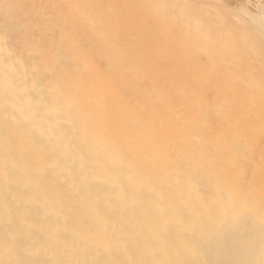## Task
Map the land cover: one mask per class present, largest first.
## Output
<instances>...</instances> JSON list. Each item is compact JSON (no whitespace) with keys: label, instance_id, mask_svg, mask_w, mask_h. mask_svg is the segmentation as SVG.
<instances>
[{"label":"bare ground","instance_id":"bare-ground-1","mask_svg":"<svg viewBox=\"0 0 264 264\" xmlns=\"http://www.w3.org/2000/svg\"><path fill=\"white\" fill-rule=\"evenodd\" d=\"M57 1V42L69 46L65 74L51 40L15 44L0 28V264H264V224L227 208L204 225L210 198L177 165L173 136L157 132L169 94L154 68L131 67L135 49L118 44L119 8L104 0ZM14 2L3 3L7 19ZM223 3L264 38V0ZM179 5L182 11L187 4ZM25 12L17 22L27 27ZM69 14L75 24L67 26ZM79 26L83 39L93 35L104 45L125 79L145 77L151 113L147 100L137 107L96 63ZM22 47L37 52L31 62ZM37 66L49 67L50 78L41 80ZM193 103L168 114L189 116ZM195 155L209 164L208 178L228 176V153L198 148ZM228 189L211 196L232 202Z\"/></svg>","mask_w":264,"mask_h":264},{"label":"rangeland","instance_id":"rangeland-1","mask_svg":"<svg viewBox=\"0 0 264 264\" xmlns=\"http://www.w3.org/2000/svg\"><path fill=\"white\" fill-rule=\"evenodd\" d=\"M4 1L0 0L4 39L15 44L38 38L51 40L57 70L65 74L69 46L65 40L57 42L54 16L58 1L15 0L16 13L8 19L2 7ZM122 1L104 0L103 4L119 8L123 29L118 44L128 42L135 49L137 61L131 67L150 66L156 70L169 94L170 109L194 102L189 116L169 115L170 109L166 108L157 116L156 128L160 134L173 136L177 165L210 198L212 211L208 217L203 214L204 225L210 218H221L227 208L254 226L264 224V38L223 0H135L133 4L131 0L124 5ZM182 2L187 5L180 11ZM23 9L30 21L27 27L17 22V13ZM65 19L67 26L75 24L70 14ZM130 22L131 27L127 26ZM77 33L122 92L140 108L147 100L144 109L151 113L147 105H155L147 104L150 100L144 94L145 77L125 79L126 73L114 69L109 53L95 36L83 39L84 26H79ZM22 48L24 59L31 62L37 52ZM35 69L41 80L50 78L49 67ZM196 138L200 143L194 144ZM198 148L214 156L223 152L230 155V171L225 179L219 175L207 177L209 164L200 163L195 155ZM227 187L233 201L215 202L211 193Z\"/></svg>","mask_w":264,"mask_h":264}]
</instances>
